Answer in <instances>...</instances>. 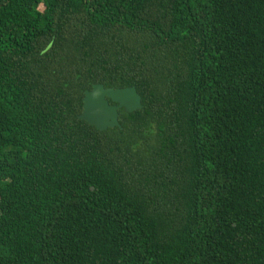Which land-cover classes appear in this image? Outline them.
Listing matches in <instances>:
<instances>
[{
  "label": "trees",
  "instance_id": "obj_1",
  "mask_svg": "<svg viewBox=\"0 0 264 264\" xmlns=\"http://www.w3.org/2000/svg\"><path fill=\"white\" fill-rule=\"evenodd\" d=\"M0 264H264V0H0Z\"/></svg>",
  "mask_w": 264,
  "mask_h": 264
},
{
  "label": "water",
  "instance_id": "obj_2",
  "mask_svg": "<svg viewBox=\"0 0 264 264\" xmlns=\"http://www.w3.org/2000/svg\"><path fill=\"white\" fill-rule=\"evenodd\" d=\"M83 101V111L79 117L99 130L121 126L120 108L133 112L143 106L141 95L135 86L114 88L105 87L102 83L85 90Z\"/></svg>",
  "mask_w": 264,
  "mask_h": 264
}]
</instances>
